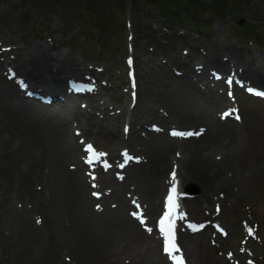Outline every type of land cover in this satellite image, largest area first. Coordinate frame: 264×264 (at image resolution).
I'll return each mask as SVG.
<instances>
[{
    "label": "rangeland",
    "instance_id": "rangeland-1",
    "mask_svg": "<svg viewBox=\"0 0 264 264\" xmlns=\"http://www.w3.org/2000/svg\"><path fill=\"white\" fill-rule=\"evenodd\" d=\"M112 5L121 12L117 20L109 10ZM105 40L103 45L111 47L101 48V51L111 52L103 57L102 53L97 55V51ZM12 43L14 47H10ZM132 53V71L137 85L151 98V104L161 110L172 106L175 111L181 110L186 84L196 82L202 68L215 70L214 65H209L211 55L221 59L232 57L235 67H241L239 56L243 61L252 57L264 61V0H0V94L4 81H15L18 85L26 72L34 71L39 65L75 63L81 71H73L74 79L80 86L93 88L92 105L98 107L102 103L106 111H113L110 115L102 113L96 118L90 117L92 122L95 119L101 123L99 127L93 124L83 139L115 156L122 148L116 141L117 136L130 113L126 106L129 95L125 91L130 84L126 58ZM231 81L235 86L234 80ZM255 86L263 87L262 84ZM226 87L223 95L220 94L222 106L215 110L219 108L220 112L227 102L234 122L242 131L244 153L237 175L232 178L235 181L225 197L215 200L197 183L185 184L198 190L196 196L185 200V208L190 218L203 223L200 233L188 235L181 244L186 252V264H249L254 261L264 264L261 253L256 251L255 217L250 210L251 206H256L264 224V101L257 97L253 86L234 91L231 84ZM212 88L215 92V85ZM84 98L86 96H78L79 100ZM3 105L0 98V140L13 149V160L26 176L23 166L41 146L25 145L27 133L23 127L27 125L23 123L30 126V118L23 120L16 104H11L8 111ZM88 110L89 106L81 108L83 113ZM209 110L214 112L213 107ZM83 118L71 120L78 121L81 129L86 127ZM192 121L185 124L190 125ZM134 125L140 127V123ZM3 150L0 143V161ZM104 179L102 173L96 174L93 184L99 195L104 194L100 201L105 206L102 215H107L113 208L109 206L111 198L105 201L102 188L109 184H103ZM150 182L139 183L140 196L147 195ZM31 185L32 180L25 182L23 187L27 191L23 196L31 199L27 208L29 215L44 232L43 248L35 253L40 259L38 264H71L66 259L67 246L61 242H69V250L77 249L79 244L71 235L64 239L71 233V223L65 216L67 205L59 193V187L64 186L62 179L60 183L52 182L51 176H47L41 190ZM90 190L89 186V195ZM29 191L40 195L33 199ZM23 196L0 195V208L21 209ZM133 242L136 244L131 245L129 253L145 254L144 244L140 240Z\"/></svg>",
    "mask_w": 264,
    "mask_h": 264
},
{
    "label": "bare ground",
    "instance_id": "bare-ground-1",
    "mask_svg": "<svg viewBox=\"0 0 264 264\" xmlns=\"http://www.w3.org/2000/svg\"><path fill=\"white\" fill-rule=\"evenodd\" d=\"M230 48L227 47L228 50ZM235 54L239 55L238 52ZM212 57L209 65H214L215 70L205 68L196 82L186 84V97L181 110L175 111L173 106L160 110L151 104V98L139 86L132 88V93H136L135 101L133 107L128 108L130 113L124 121L126 128L116 140L128 153L119 158L116 156L121 163L117 165V170H112V174L117 175V179L108 173L105 176L106 181L112 182L109 186L112 188L110 196L116 198L109 203L116 209L107 215H102L105 206L100 199L89 195L87 180L91 183L95 166L82 155L83 141L72 131L73 127L80 129V123L71 119L84 117L89 120L94 115L98 117L102 113L104 116L111 113L102 103V106L92 107L96 113H83L81 108L91 107L94 99L88 97L79 101L76 96L72 97L69 95V83L72 84L74 79L69 81L65 78L64 84L61 76L54 73L68 72L72 75L73 71L80 72V68L75 63L65 61L55 66L39 65L34 71L30 69L26 72L25 84L30 91H38L48 97L46 102L29 96L28 92L20 93L14 84L4 81V90L0 94L3 106L8 111L11 104H16L20 117L23 120L30 118V126L25 121L23 123L27 125L23 127L27 133L24 143L40 145L41 148L23 166L26 174L23 176L20 166L13 160V149L0 140L4 147L0 161V195L23 196L27 191L23 186L29 180H32L33 188L37 186L41 190L42 181L47 176H51L52 182L60 183L62 179L64 186L59 187V193L67 205L65 216L71 223V233L65 235L64 239H69L71 235L79 244L77 249L69 250V242H61L67 246L66 259L71 264H171L173 255L159 247V233L153 223L154 214L164 207L162 193L174 181L179 182L181 190L186 183L193 181L215 200L226 196L225 192L229 191L232 178L237 175L244 151L242 131L238 124L229 113H218L223 103L220 94L226 87L223 76L230 75L235 81L247 84L248 81L261 82L264 74L262 58L243 61L239 56L242 64L238 69L232 57L228 56L229 59L225 60L218 55ZM214 78L219 79L215 81ZM203 80L205 82L197 84ZM212 107L214 112L209 110ZM215 107L219 108L215 110ZM191 120L190 125L185 124ZM150 121L159 123V130H151L148 127ZM100 123L95 119L93 122L89 120L82 131L87 134L93 124L99 127ZM135 123H140V127ZM170 124H177L182 130L190 129L191 135L185 131L182 136L167 133ZM145 180H151L150 187L146 198L139 199L133 194H137L134 191ZM38 193L29 191L28 194L34 199L40 195ZM24 199L26 202H20L21 209L0 208V264H38L40 260L35 253L43 248L44 232L29 215L27 208L31 199L26 196ZM138 210L147 221L140 224L141 230L131 217ZM133 240H140L144 244L145 254L129 253L131 245L136 244ZM185 240L187 238L184 237L179 242L183 256H186V252L181 244Z\"/></svg>",
    "mask_w": 264,
    "mask_h": 264
},
{
    "label": "trees",
    "instance_id": "trees-1",
    "mask_svg": "<svg viewBox=\"0 0 264 264\" xmlns=\"http://www.w3.org/2000/svg\"><path fill=\"white\" fill-rule=\"evenodd\" d=\"M109 10H111L112 15H113V16L115 17V19H116V16L118 15V13H120V11L118 10V12H117V11L114 9L113 5L110 7ZM116 20H117V19H116ZM103 29L105 30L106 27H104ZM106 41H107V40L102 41V43L99 45V47H101Z\"/></svg>",
    "mask_w": 264,
    "mask_h": 264
},
{
    "label": "snow or ice",
    "instance_id": "snow-or-ice-1",
    "mask_svg": "<svg viewBox=\"0 0 264 264\" xmlns=\"http://www.w3.org/2000/svg\"><path fill=\"white\" fill-rule=\"evenodd\" d=\"M236 119L238 120L239 117L237 116ZM189 135H191V133H190ZM129 159H131V157H129ZM93 195L96 196V195H98V194H97V193H93ZM97 207L99 208V205H97ZM38 222H39V221H38ZM165 250L167 251V249H165Z\"/></svg>",
    "mask_w": 264,
    "mask_h": 264
}]
</instances>
